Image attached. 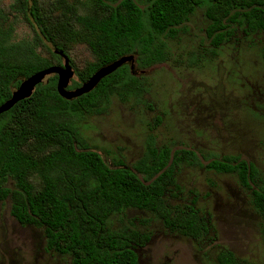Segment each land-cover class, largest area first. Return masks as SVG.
Segmentation results:
<instances>
[{"label":"trees","instance_id":"1","mask_svg":"<svg viewBox=\"0 0 264 264\" xmlns=\"http://www.w3.org/2000/svg\"><path fill=\"white\" fill-rule=\"evenodd\" d=\"M142 2L16 0L15 9L36 30V43L8 44L0 31V104L23 78L62 65L63 55L79 79L69 89L113 60L134 55L133 72L126 63L88 93L63 98L53 74L30 97L0 113V204L8 199L11 216L23 226L41 228L46 250L70 256L72 264H139L137 249L150 235L127 225L108 226L113 214L128 208L151 212L170 231L193 239L206 236L209 224L194 204L170 205L165 199L181 164L235 175L264 221V184H256V166L239 155L202 163L194 150L157 146L149 135L144 153L131 166L122 161L108 165L82 137L79 120L103 112L113 96L124 101L140 92V71L169 59L166 39L176 37L197 8H203L213 52L237 27L264 35V0ZM37 44L49 55H40ZM71 44H84L93 60L76 68L68 55ZM217 264L239 262L232 250L224 249Z\"/></svg>","mask_w":264,"mask_h":264},{"label":"rangeland","instance_id":"2","mask_svg":"<svg viewBox=\"0 0 264 264\" xmlns=\"http://www.w3.org/2000/svg\"><path fill=\"white\" fill-rule=\"evenodd\" d=\"M15 4L0 0V31L8 44L32 45L36 30ZM206 25L203 8H197L176 37L166 39L169 59L140 71V92L124 101L113 96L103 112L79 120L85 142L108 165L131 166L152 135L157 146L194 150L202 163L239 155L256 166V184H264V35L237 27L213 52ZM35 49L49 55L41 45ZM68 55L78 69L93 60L84 44H71ZM72 80L79 81L76 73ZM175 178L165 193L167 203L194 204L209 232L201 239L187 237L146 210L113 214L109 227L127 225L150 235L137 249L139 264H217L224 249L232 250L239 264H264V221L235 175L181 164ZM9 208L8 199L0 204V264H72L70 256L47 251L43 230L19 224Z\"/></svg>","mask_w":264,"mask_h":264},{"label":"water","instance_id":"3","mask_svg":"<svg viewBox=\"0 0 264 264\" xmlns=\"http://www.w3.org/2000/svg\"><path fill=\"white\" fill-rule=\"evenodd\" d=\"M129 63L131 71L134 68V55H124L121 56L112 62L98 68L88 80L82 82L79 86L75 88H68L75 72L72 68L69 60L66 56L63 55V63L60 66H50L44 69H41L30 76L23 78L20 81V84L17 88L13 89L11 96L6 99L3 103L0 104V113L8 111L12 108L17 102L26 99L32 95L35 90V87L47 80L50 75H57L56 89L60 96L65 99H73L82 94L90 92L94 89L99 81L114 72L120 66ZM133 72V71H132Z\"/></svg>","mask_w":264,"mask_h":264}]
</instances>
